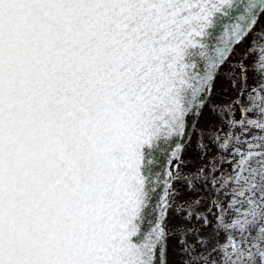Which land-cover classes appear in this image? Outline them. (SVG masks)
Masks as SVG:
<instances>
[{
    "label": "snow or ice",
    "instance_id": "1",
    "mask_svg": "<svg viewBox=\"0 0 264 264\" xmlns=\"http://www.w3.org/2000/svg\"><path fill=\"white\" fill-rule=\"evenodd\" d=\"M262 20L264 0H0V264H264V134L231 131L264 133V95L211 137L234 157L214 223L182 199L178 143L226 66L264 93ZM249 37L250 68L230 63Z\"/></svg>",
    "mask_w": 264,
    "mask_h": 264
},
{
    "label": "rangeland",
    "instance_id": "2",
    "mask_svg": "<svg viewBox=\"0 0 264 264\" xmlns=\"http://www.w3.org/2000/svg\"><path fill=\"white\" fill-rule=\"evenodd\" d=\"M262 27H264V20L261 21L257 31H259ZM251 40L252 37H249L242 46L236 47L231 57L230 63L235 64L238 61L240 62L238 56L246 52V50L249 48ZM252 59L253 56L251 54L247 56L244 55L241 63L250 68ZM225 73L230 76V79L224 78ZM260 88V79L251 70L246 73L243 81H241L238 73L230 72L227 66L221 70V75L217 77L214 89H212L211 97L208 99L207 103V105L210 107L215 108L216 111L212 112L208 107L204 108L203 114L200 117V123L196 128L192 141L183 148L182 162L179 168L181 173L180 180H184L185 178L191 179L193 181V187L203 183L205 187L203 188V191L200 192V195H192L191 192H186L182 199L199 200L204 208L210 209L212 207L213 209L210 212L213 214L214 207L211 205L210 201H212V199L210 196H216L220 202L227 203L228 198L220 189L219 192L212 190L213 184L209 177L212 174H217L221 178H226L228 175H232L234 165L228 163L227 161H232L234 157L231 155V150H218L215 145V141L211 137H214L217 134H219L221 138L224 137L228 122V116L225 115L224 110H229V114L237 122H239L241 118V109L252 107V97H257L256 104L258 105L260 102L258 97L260 95H264ZM247 116L252 119H258V109L256 111L247 113ZM231 131L234 136L239 137L241 143L235 144L234 147L240 148L241 151H247L248 144L256 143L257 141L254 138L264 134L257 129L242 131L239 124H237V127L233 128ZM244 141L247 143H243ZM198 142L207 146L208 151L206 155L197 151L196 146ZM174 163L175 161H173V164ZM213 164L215 165L214 168L212 167ZM217 166L223 168L224 171H216L215 168H217ZM200 169H204L202 176H199ZM209 169H211V171H209ZM179 185L180 183L178 182L176 186L179 187ZM225 191L227 190L225 189ZM212 213L208 215L213 216ZM173 216L174 214L171 212V218ZM172 221L174 222V218H172ZM212 221L215 222V219ZM192 223L195 227L199 228L201 238L206 241L207 247H212L223 242L224 236L222 234L218 235L214 233L212 227L203 229V227H200L196 221H193ZM208 232L210 233L208 234ZM174 243V240L170 241V248ZM197 251L204 252L209 261L218 258L217 254L211 251V249L202 251V249L197 247ZM176 259L177 257L175 255V249H171L169 252L170 264H175Z\"/></svg>",
    "mask_w": 264,
    "mask_h": 264
},
{
    "label": "water",
    "instance_id": "3",
    "mask_svg": "<svg viewBox=\"0 0 264 264\" xmlns=\"http://www.w3.org/2000/svg\"><path fill=\"white\" fill-rule=\"evenodd\" d=\"M217 34H219L220 29H217ZM215 42V41H214ZM207 96L205 97V102L207 100ZM198 117L192 116L189 117L187 120V124H186V129H187V136L182 140V141H178V143L181 144V146L187 144L189 142V140L191 139L195 124L197 122ZM174 145H168L166 146L165 149H163L161 151V153L158 156V159L160 160V167H159V171L160 173H164L166 171V169H168L169 164H168V156L170 155V152H168L169 148H173L174 149ZM161 193H157V196H159ZM145 228L148 227V224L146 223L144 225Z\"/></svg>",
    "mask_w": 264,
    "mask_h": 264
}]
</instances>
